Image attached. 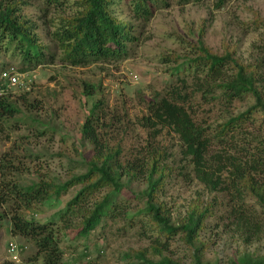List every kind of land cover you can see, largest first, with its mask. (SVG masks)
<instances>
[{
    "label": "rangeland",
    "instance_id": "obj_1",
    "mask_svg": "<svg viewBox=\"0 0 264 264\" xmlns=\"http://www.w3.org/2000/svg\"><path fill=\"white\" fill-rule=\"evenodd\" d=\"M14 1L20 7V14L36 23L42 42H47V33L54 30L52 25L58 23L60 16L72 14L77 9L75 0H61L60 6H47L42 0ZM115 9L120 19L129 20L126 10L119 6ZM256 19L261 22L257 24ZM262 21L264 0H232L220 8H216V0H162L147 22H133L137 40L128 45L125 59L84 67L57 60L53 65L26 72L31 79L27 88L9 93L12 101L18 100L17 107L21 112L16 118L0 122V159L2 154L11 155L16 167L22 170V181L27 184L39 180L48 182L53 178L66 180L69 172H79L80 166L76 162L81 163L84 158L81 147H87L80 140V128L92 105L98 103V113L108 127L102 137L109 145L121 147L125 160L142 153L145 156L144 152H149L151 147L166 155L169 172L158 200L173 225L177 226L186 216L192 202H200L203 207L211 204L212 216L205 220L198 238L205 246L203 261L228 264L244 253L264 255V213L255 201L240 194L244 199L239 202L238 194L231 187L209 193L188 176L176 135L164 131L153 138L136 124L146 114L147 104L176 83V77L169 76L173 63L165 62L164 58L172 54L190 55L192 45L199 40L214 54L220 55L228 48L243 64H260L264 91ZM1 61L15 69L20 67L17 57L10 54L4 55ZM224 73V77L231 75L227 70ZM193 75L194 68L181 75L188 80L185 87L187 106L193 119L204 128L236 116L253 104L251 98L225 105L222 101L202 99L198 93L192 95ZM84 84L95 88L91 98L83 95ZM22 92L28 93L25 99L28 102L21 100ZM243 128L252 135L229 139L230 145L242 155L247 153L242 151L246 145L252 153L256 147L254 137L264 135V115L254 113ZM40 132H43L42 136ZM89 150L84 153L88 158ZM143 189L144 182L125 179L117 196L119 209L115 217L104 219L86 239L75 238L79 220L72 218L70 225L59 219L66 203L78 192L76 187L66 192H49L48 201L34 204L32 210L23 211V214L38 223L56 225L64 261L68 264H129L141 251L154 262L166 257L180 264H190L192 251L177 236L159 251L151 249L156 234L149 229L145 215L136 214L143 207L138 198ZM240 208L246 216L253 215L248 225L239 224L240 216L236 211ZM5 211V207L0 206V215ZM66 225L70 227L66 228ZM9 229V219H0V264H13L7 252L11 242L23 248L20 260L27 263L35 249L29 242L11 237Z\"/></svg>",
    "mask_w": 264,
    "mask_h": 264
},
{
    "label": "trees",
    "instance_id": "obj_2",
    "mask_svg": "<svg viewBox=\"0 0 264 264\" xmlns=\"http://www.w3.org/2000/svg\"><path fill=\"white\" fill-rule=\"evenodd\" d=\"M42 1L47 6H60L62 2ZM230 1L216 0V8ZM161 2L75 0L77 9L72 14L60 16L58 23L52 25L54 30L47 33V42H42L38 36V26L20 14L19 5L14 0H0V74L12 67L1 61L6 54L17 57L20 67L16 71L21 74L40 66L53 65L57 60L79 67L121 61L128 55V45L137 40L133 22H147ZM117 6L129 13V20L117 16ZM256 22L259 24L261 20L256 19ZM164 60L173 63L169 76H175L176 83L147 104L146 114L136 121L137 126L149 132L153 138L164 131L176 135L188 176L206 191L216 193L231 187L238 194L239 202L244 199L240 194H244L252 198L264 213V135L254 137L256 147L252 153L248 151V145L242 149L243 152H249L248 156L247 153L242 155L239 153L241 151H235L229 140L238 135H252L245 131L243 125L254 113L264 115L260 64H243L235 57L234 51L228 48L220 55L214 54L202 40L192 45L190 55L172 54ZM192 68L195 75L192 76L193 91L190 94L198 93L202 99L222 101L225 105L251 98L253 104L236 116L204 128L189 111L185 89L188 80L181 77ZM225 70L230 71L231 75L224 77ZM94 91L95 88L84 84L85 97L91 98ZM22 94L21 100L28 102L25 101L28 93ZM17 101H12L9 94L0 97V122L16 118V114L21 112ZM98 112V103H94L80 128V140L87 147H81L84 158L81 163L76 162L80 166L79 172H69L64 181L53 178L48 182L39 180L24 183L21 179L22 170L16 167L11 155H1L0 206L5 207L6 211L0 215V219H9L11 237L27 241L35 249L26 262L68 264L64 261L56 225L38 223L32 217L26 218L23 211L32 210L34 204L48 201L49 192H66L76 187L78 192L66 203L65 209L59 213V219L70 225L72 218L79 220L75 238L86 239L104 219L115 217L119 209L117 196L126 179L145 184V189L138 194L143 207L136 214H144L149 229L156 234L151 244L153 251H159L177 236L192 251L190 264H215L203 261L202 250L205 246L198 239L199 232L205 227V220L212 216L211 204L203 207L200 202H192L186 216L177 226L173 225L165 207L158 200L169 172L165 164L166 155L151 147L149 152H144L145 156L142 153L125 160L122 148L109 145L102 137L108 127ZM87 149H90L89 158L84 154ZM72 163L75 164L74 161ZM244 212L243 208L236 211L240 216V225H248L253 218L252 214L246 216ZM253 255L244 253L228 264H264V255ZM134 260L129 264H180L166 257L154 262L147 258L145 251L136 253Z\"/></svg>",
    "mask_w": 264,
    "mask_h": 264
},
{
    "label": "built area",
    "instance_id": "obj_3",
    "mask_svg": "<svg viewBox=\"0 0 264 264\" xmlns=\"http://www.w3.org/2000/svg\"><path fill=\"white\" fill-rule=\"evenodd\" d=\"M0 79V97H3L16 89L24 90L31 82L28 75L25 73H18L14 67H10L3 71L0 74ZM7 252L9 254V259L13 264H29L21 262L20 255L23 253V248L17 244L13 242L9 243Z\"/></svg>",
    "mask_w": 264,
    "mask_h": 264
}]
</instances>
